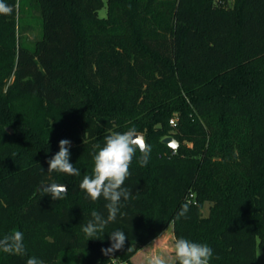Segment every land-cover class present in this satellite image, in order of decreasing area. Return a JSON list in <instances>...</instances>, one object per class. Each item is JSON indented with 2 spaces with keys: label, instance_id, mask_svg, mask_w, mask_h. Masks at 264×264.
<instances>
[{
  "label": "trees",
  "instance_id": "1",
  "mask_svg": "<svg viewBox=\"0 0 264 264\" xmlns=\"http://www.w3.org/2000/svg\"><path fill=\"white\" fill-rule=\"evenodd\" d=\"M5 3L13 11L0 14V239L22 232L24 252L0 249V264H78L80 254L79 264H132L171 225L175 240L213 249L209 264H258L264 0ZM33 5L41 38L29 46L20 15ZM132 127L151 146L149 161L141 167L137 152L124 184L130 198L90 239L82 225L93 212L107 217L108 201H92L79 184L104 138ZM170 136L178 149L162 142ZM61 139L71 141L79 176L47 172ZM49 182L67 186L63 199L39 190ZM116 229L126 243L106 256Z\"/></svg>",
  "mask_w": 264,
  "mask_h": 264
},
{
  "label": "clouds",
  "instance_id": "2",
  "mask_svg": "<svg viewBox=\"0 0 264 264\" xmlns=\"http://www.w3.org/2000/svg\"><path fill=\"white\" fill-rule=\"evenodd\" d=\"M13 11L12 6L0 0V14L9 15ZM102 147L93 156V169L91 175H84L79 184L87 196L96 201L103 197L108 203L107 217L98 212L92 213V219L86 225H82V231L90 239L97 237L109 222H115L118 214H121V200H128L131 196L129 189L124 187L125 181L131 175L129 169L137 152L140 153L138 163L141 167L147 165L151 146L135 127L124 132H115L104 138ZM71 141L61 139L59 151L47 161V172H61L69 176H79L80 169L70 162ZM41 167V166H40ZM43 170V168L41 167ZM45 195L51 196L53 200H60L67 194L68 188L64 184L51 183L44 185L41 189ZM187 209H184L186 212ZM184 213L182 212L181 215ZM99 239V238H95ZM110 246L101 248L102 254L109 256L121 250L127 240L125 233L116 229L109 235ZM173 252L178 264H209L213 256V249L207 245L191 242L185 238L174 241ZM0 249L4 252L22 254L24 252L23 233L14 231L12 234L0 239ZM26 264H43L35 257H30ZM147 264H168L163 255H153L147 260Z\"/></svg>",
  "mask_w": 264,
  "mask_h": 264
},
{
  "label": "rangeland",
  "instance_id": "3",
  "mask_svg": "<svg viewBox=\"0 0 264 264\" xmlns=\"http://www.w3.org/2000/svg\"><path fill=\"white\" fill-rule=\"evenodd\" d=\"M233 1L230 0V3ZM99 14L101 17H106L107 8H102ZM20 17V39L23 43L34 46L36 40L41 38L40 13L33 5L32 7L28 6L25 12L21 13ZM9 128L12 129V127H8V131ZM210 208L211 203H206L203 208L204 216L209 215ZM174 241L175 235L173 225H171L160 237L142 248L132 259V264H147V260L156 254L163 255L168 260V264H175L176 259L172 247ZM82 260L83 256L80 254L77 257V263L79 264ZM257 261L258 264H264V248L260 245L257 246Z\"/></svg>",
  "mask_w": 264,
  "mask_h": 264
},
{
  "label": "water",
  "instance_id": "4",
  "mask_svg": "<svg viewBox=\"0 0 264 264\" xmlns=\"http://www.w3.org/2000/svg\"><path fill=\"white\" fill-rule=\"evenodd\" d=\"M9 131L11 133H13V130L11 128H9ZM140 135H142V134H140ZM142 136L144 138V135H142ZM162 142L164 144L170 146L174 150L178 149L179 146H180V143L174 137H172V136L164 138ZM51 183H54V182H49V183H43V184H41L40 187H39V190H41L44 185H48V184H51ZM57 184H62V183H57Z\"/></svg>",
  "mask_w": 264,
  "mask_h": 264
},
{
  "label": "built area",
  "instance_id": "5",
  "mask_svg": "<svg viewBox=\"0 0 264 264\" xmlns=\"http://www.w3.org/2000/svg\"><path fill=\"white\" fill-rule=\"evenodd\" d=\"M175 118H173V119H171V121H170V123L172 124V125H175L176 123H175ZM107 264H124V263H121V262H119L117 259H112L109 263H107Z\"/></svg>",
  "mask_w": 264,
  "mask_h": 264
}]
</instances>
